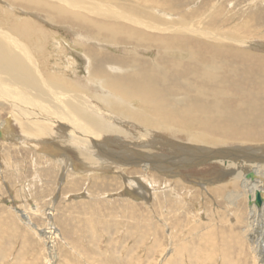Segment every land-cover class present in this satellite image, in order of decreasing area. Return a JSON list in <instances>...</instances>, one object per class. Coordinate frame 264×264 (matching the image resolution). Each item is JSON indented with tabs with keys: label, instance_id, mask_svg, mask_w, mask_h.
<instances>
[{
	"label": "rangeland",
	"instance_id": "374dc122",
	"mask_svg": "<svg viewBox=\"0 0 264 264\" xmlns=\"http://www.w3.org/2000/svg\"><path fill=\"white\" fill-rule=\"evenodd\" d=\"M43 1L64 9L58 0ZM22 3L0 0V30L15 32L16 26L25 24L34 25L29 32L40 30L39 37L35 30L37 38L25 41L36 57L40 85L55 92L47 88L53 75L67 87L88 84L93 91L77 95L118 132L94 137L89 141L93 145L71 141L66 134L72 128L59 125L67 116L36 118L33 111L22 112L21 103L29 110L34 103L11 96L9 90L0 92V123L14 117L7 141L0 139V264H264L263 229L256 224L261 217L250 212L248 187L232 173L240 169L236 164L226 168L221 163L224 156L212 158L213 152L236 149L231 151L233 162L249 160L244 154L261 158L251 162L264 168V94L245 99L258 102L255 114L244 112L233 120L223 116L227 97L215 106L214 97L198 95L197 86L222 84L236 90L232 85L242 79V68L264 62V0H84V6L97 8L95 15L80 10L88 19L131 28L149 40L150 47L129 42L126 35H95L98 31L75 20L53 21V10ZM65 8L63 16L79 14L74 6ZM145 21L165 24L168 32L149 29L141 24ZM150 38L166 43L157 45L158 40ZM158 60L164 71L174 65L163 78L168 84L160 86L166 97L155 102L166 106L157 113L168 114L161 118L171 123L169 130L153 128L164 126L157 113L142 111L137 103L130 105L132 112H142L141 119L153 123L150 128L119 114L111 116L110 110L90 99L103 93L90 82L95 70L105 74L97 79L102 84L110 75L127 76ZM212 62L221 64L219 73L203 69ZM227 63L240 69L235 74L239 77L225 74L229 77L221 83ZM198 69L220 78L198 77ZM253 70L251 78L264 82V69L259 70L262 74ZM1 81L7 85L9 80ZM237 86L247 89L243 81ZM180 89L185 90L179 95ZM61 91L70 92L65 86ZM49 92L47 102L56 106L58 100ZM70 98L65 97L66 103ZM61 126L68 128L66 134ZM124 155L135 156L136 161H119ZM145 156L169 170L153 165L146 170L150 162Z\"/></svg>",
	"mask_w": 264,
	"mask_h": 264
},
{
	"label": "bare ground",
	"instance_id": "6f19581e",
	"mask_svg": "<svg viewBox=\"0 0 264 264\" xmlns=\"http://www.w3.org/2000/svg\"><path fill=\"white\" fill-rule=\"evenodd\" d=\"M15 1H18V2L23 1V3H24V0H15ZM25 1H26L25 4H27V1H28V3L30 2V5L36 4V5H38L39 8L41 7L42 9L46 8V9L53 10L55 12V16L54 15L51 16L53 21L60 22L59 19H66V20L71 19L72 21L73 20L77 21L76 23L80 22L82 24L89 25L91 28L98 31L97 34H95L98 36H101L103 32L108 33L113 37H119L122 35H126L127 40L129 42H132V39H133L134 41H136V43L137 42L138 43H145L144 45L147 44L148 47H150V45H151L149 40L145 39L144 37H140V35L134 34L133 31L130 30L131 28L125 29V28H122L121 26H119V27L116 26V28H115V26H112L110 24L108 26H106L105 24H101L99 22L95 23V22L91 21L90 19H88L89 16L84 14V13H81L80 10L84 9V11L87 12L88 14L95 15L94 12H96L97 8L96 7H90L89 8V7L84 6V4H85L84 0H82L83 2L81 0H77L74 5H72V3H71L72 0H58L59 2H61L63 4L64 9L60 8L61 5H60V7L59 6H53L52 3H48V2L43 1V0H25ZM50 5L52 7H50ZM64 5L69 6V9H70V7L72 8L74 6L75 9L72 8V10H74L76 12L77 11L76 9H78V12H76V13H79V14L68 13L69 15H71V17L63 16L68 11L67 10L68 8H65ZM53 11H51V12H53ZM121 17L122 16L120 15L119 17L116 18V20L121 18ZM113 18H111V19H113ZM123 18L127 19V21H129V22L133 21V22L137 23V21H138L137 18H133L130 16L129 17L123 16ZM117 21H119V20H117ZM145 22L146 23H141V24L143 26L149 28V29L157 30L159 32H168L165 24H162V26L164 25V27H162L160 25L154 24L153 22L152 23L148 22V21H145ZM73 23H74V21H73ZM26 25L27 24L22 25L21 27H19V25H18V27L16 26L13 29L15 32H13V31L8 32L6 30H0V77H1V80L4 77H7L9 80L7 82L8 86L6 85V83L4 84L0 80L4 84V86H3L2 83L0 82V92L2 91L3 94L4 93L7 94L8 90H9V94L11 96L17 95V96H19L18 98L26 99V100H24V102H29L30 104L34 103L32 105H34L35 108L32 107L31 110H29L30 108L27 107L26 103H21L22 106L23 105L25 106L24 108H22L23 109L22 112H25V113L31 112L32 113V111H33V113H34L33 116H35L36 118H40L41 116H44L47 118H49L51 116L57 117V115L67 116L68 119L66 120V123H65V121L60 122L61 124L59 122L58 123H59V125H64V126H67L68 128H72V131L66 134L65 129H68V128H64L62 126L60 127L62 130H64L65 134L67 135V138L71 141L77 140L78 142H80L82 144L85 143L86 145H93V144L89 143V141L90 140L94 141V139H93L94 137L98 139V136H105V134H108V133L111 134L113 132L117 133L118 129L116 128L115 124L107 123L105 119H104L105 120L104 121L103 118H105V117L100 115L101 113H98L97 109H94L91 106H89L88 102L85 100V98L83 96L80 98L77 95V92H79L81 90L82 91L84 90L85 93H86V91H93V90H91V87L88 84L81 82L80 84L76 85V84L72 83L73 85L69 84V86L67 87L64 83L61 82V80L58 76L55 77V75H53V77H54L53 81L49 80L50 81L49 82L50 87L48 85L47 88H50V90H54L56 92V94H55V92H53V93L51 91L49 92L48 89H46L45 87L40 85V82L41 81L43 82V80L41 79L40 75H38V73H37L38 68L36 67V63H35L36 57H34V55H33L34 53L31 52L32 49L31 48H30L31 50L28 49V47H29L28 43L25 42V41H27L26 40L27 38H33L35 36L34 32L36 29L34 30V32H29L30 30L33 31L34 25H33V27L31 25L30 26H26ZM114 25H116V24H114ZM184 29L185 28H181L179 30H184ZM36 33H37V35H38V33H39V35L41 34L40 30L37 31ZM16 34H18V36ZM129 34H131V36H127ZM39 35H38V37H39ZM36 36H35V38H37ZM113 39H116V38H113ZM150 39L155 40V41L158 40L156 43L157 45H158V43H160V44L166 43V41H164V40H162V42H161L160 39H153V38H150ZM124 40H126V39H124ZM155 41H154V44H155ZM41 44H42V42H41ZM245 44L250 45L251 43L246 42ZM200 47H202V46H200ZM209 52H212V51H209ZM161 64H162V61L158 60L157 63L154 64L156 66L149 65V66H147L141 70H138V69L134 70L133 69L132 71H134V72H132V74L129 73L130 75L128 74L127 76H123V77L112 76L109 74L110 78L108 80H106V79L103 80L102 84H99L97 79L103 78L102 76L105 77V74H103L101 71L97 73L98 70L94 69L95 74H92L93 78H90V82H92L93 84H97L99 86L100 91H102L103 93L101 95H96L94 93L93 94L94 97H90V99L92 98L94 100H97L100 103V105L103 106L102 108L110 110V113H113L111 116H117L119 114L122 118H127L130 120L133 119L136 121V123H140L142 126H145L146 128H150V125L153 123H151L150 121H146L145 119H141L142 112H139V111H138V113L132 112V110H134V109H131L130 105H133L132 103H135V104L137 103L141 107L140 110L146 111L148 113L151 112L152 114H156L157 112L158 113L161 112L160 114H162V112L165 111L166 106L156 104L155 102L162 100V96L164 97V95H165L164 92H159L160 90H162L160 88V86L166 87V84H168V80L165 83L163 78H164L165 74L168 75V73L170 72L168 70H171L174 65H171V66L169 65L168 70L164 71L163 68L161 67L162 66ZM257 64H247L248 68H242V70H241L242 73L240 75H241V78L243 80L241 79L239 82L243 81L245 83V86L247 89H244L241 86L238 87L237 86V84L239 83L238 81L234 82L233 85L229 81L230 85L236 86L235 89L237 91L233 90L232 88H226L225 86H222V84H219V85H216L213 87H205L203 85H200L201 83L200 84L198 83V85H197L198 86V95H202V96L207 95L208 98L214 97L213 99L215 102V106H216V104L217 105L223 104V102L221 101L222 96L227 97L226 99L230 100L229 106L227 109L222 110L223 116L225 118L229 117V118L235 120V117L240 116V115H244L246 112H250L251 115L255 114L254 112L256 111V109H259L258 107H260V105L255 100H253V102H251L249 99L248 100H245V99H247V97L254 95L256 93L258 95H261V96L264 94V84H263L264 82L262 80L258 81L256 78H254V79L251 78L252 77L251 75L255 74L254 70L251 71V69L257 70V68H259L257 70L258 72L263 71V69H264V62L263 61H259V65H257ZM130 65L135 66L138 64H129V66ZM157 67H159V68H157ZM131 68H133V67H131ZM221 68H222L221 64H216V62L215 63L212 62L211 65H208V66H203V69L214 70L217 73H219L218 71H220ZM125 69H129V68H125ZM203 69H200V70L198 69V77H202V78L205 77V78H209V79L220 78L219 74L205 72V71H203ZM224 69L226 72L221 77V78H223L221 83H224L223 82L224 79H226L229 76H230V78L231 77H235V78L239 77V76H235V74L238 72L237 70H240V69L233 66L232 64L227 63L224 66ZM247 69H249V70H247ZM225 74H228L229 76H225ZM171 78L172 77H170V79ZM78 80L83 81L81 79H78ZM64 86H65L66 90L67 89L70 90V92H68L67 95H66V93L64 95V92L61 91L62 89H64ZM168 86L171 87L170 85H168ZM197 86L192 84L190 86V88L193 90H196ZM176 87H179V86L177 85ZM174 89H175V87H174ZM174 89H173V91H174ZM183 90H185V89H183ZM183 90L182 89L177 90V92L179 91L178 94L180 95L183 92ZM47 92L51 93V95L54 96L58 100V102H55L56 106H52V105L48 104V102H47L48 93ZM159 95H161V96L159 97ZM174 95H177L176 90H175ZM69 96L74 98V100H73L74 102H72V98H70L71 100L69 101V103H66L65 97L69 98ZM186 96H189V95H186ZM165 97H166V95H165ZM82 98H83V100H82ZM240 98H241V100H240ZM172 99H174V97H172ZM219 99H221V100H219ZM180 102H182V101H180ZM180 102H179V104H180ZM182 105H184V104H182ZM263 105L264 104H262V107H264ZM66 106L68 108H66ZM195 108H197V107H195ZM245 109H249V110H245ZM181 111H182V109L181 110L179 109L180 113H181ZM158 113L156 114L157 117H159ZM186 114H187V110H186ZM163 115L159 117V121H161L164 126L157 125V126H154L153 128H157V129L165 128L168 130H169V128H171L167 125V124L171 125V123L168 120L161 118V117H163ZM167 115H164V116L167 117ZM181 115H183V114H181ZM190 115H192V114H190ZM60 116H58V117H60ZM219 116H221V115H219ZM109 117H110V114H107L106 119H108ZM13 121H14V117L11 115L10 118L8 120H6L4 123H0V139L1 140H5L7 138V135L10 133V131H9L10 127L9 126L13 125V123H12ZM33 121H36V120H33ZM50 121L53 122V120H50ZM243 123H245V122H243ZM238 124H239V122H238ZM48 125H50V124H48ZM40 126H42V125H40ZM46 127H48V126H46ZM41 128H43V126ZM243 133H245V132H243ZM243 133L241 132V134H243ZM148 134H146V135H148ZM235 136L232 138H235ZM143 137H144V135H143ZM5 141H7V140H5ZM78 148H79V146H78ZM235 150H228V151L227 150H222V151L220 150L221 152L220 151L213 152L214 155L212 156V158H215V160L214 159L213 160L216 161L217 160L216 158H219V157L223 158V156H224L225 159H223L221 161V163L223 165L225 164L226 168H232L236 164L235 165V166H237L236 169H240V171H237V173H235V174H234V172H232V173L235 177L237 176L241 179L243 178L242 181L246 184L245 186L248 187L247 192H249V193L247 196H248L250 212H252V214L254 213V214L258 215L259 217H261V220H258L256 224L258 226L262 227L263 231H261V232L264 235V204L261 207L255 205V197H256L255 194L257 191H260L262 193V196L264 199V172H263V174L260 173L261 169H264V168H261L260 163L251 162V161H253L252 158L256 159V157H252V156L248 157V156H244V154L242 155L243 159L249 158V160L241 161V163H235V161L233 162L232 158L234 157V159H235V156L232 155L231 151H235ZM121 153L123 154V152H118L117 154L119 155ZM236 154H237V152H236ZM119 156H121V155H119ZM127 156H125V155L122 156L119 159V161H121V162L126 161L123 159H127L130 161L131 160L136 161L135 156H129V155H127ZM145 158L147 160H149L148 162H150L149 164L145 163L146 167L145 166L144 167L146 168V170L148 167H150V165H153V166H155L161 170H169V168H163L162 167V166H166V165H162L161 161L158 162L156 159L150 160L151 157H147V156H145ZM260 159L261 158H257L256 160H260ZM225 160L228 162L225 163ZM251 167H253V168L251 169ZM262 171H264V170H262ZM249 173H252V175L254 174V176H251V178L247 179V175ZM258 178H261L262 181H260V179H258ZM256 215H254V216L256 217ZM256 224H254V222H253V225H256Z\"/></svg>",
	"mask_w": 264,
	"mask_h": 264
},
{
	"label": "water",
	"instance_id": "95a60500",
	"mask_svg": "<svg viewBox=\"0 0 264 264\" xmlns=\"http://www.w3.org/2000/svg\"><path fill=\"white\" fill-rule=\"evenodd\" d=\"M264 47V46H263ZM251 176H254V174L252 175V173H249L247 175V179L251 178ZM255 205L256 206H263L264 204V199H263V196H262V193L260 191H257L256 194H255Z\"/></svg>",
	"mask_w": 264,
	"mask_h": 264
}]
</instances>
